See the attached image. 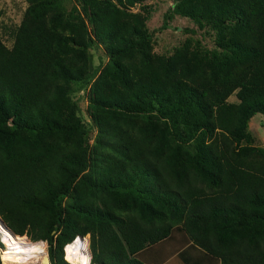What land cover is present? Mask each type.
<instances>
[{
	"label": "trees",
	"instance_id": "obj_1",
	"mask_svg": "<svg viewBox=\"0 0 264 264\" xmlns=\"http://www.w3.org/2000/svg\"><path fill=\"white\" fill-rule=\"evenodd\" d=\"M26 1L12 46L0 38L4 223L46 241L51 264H68L56 241L86 233L89 264H163L156 247L175 230L189 244L170 264H264V149L242 145L264 115V0H176L159 29L189 17L216 48L167 58L151 53L147 16L128 11L143 0H76L68 13ZM94 39L108 60L88 90L90 145L69 90Z\"/></svg>",
	"mask_w": 264,
	"mask_h": 264
},
{
	"label": "rangeland",
	"instance_id": "obj_2",
	"mask_svg": "<svg viewBox=\"0 0 264 264\" xmlns=\"http://www.w3.org/2000/svg\"><path fill=\"white\" fill-rule=\"evenodd\" d=\"M176 0H143L135 3L133 6L128 7V11L139 12L147 16L145 26L148 31H153L154 34L151 39V53L156 56L167 58L171 56L177 48L192 50H211L216 48L215 33L208 27L199 28L198 25L189 17H185L178 14H172L167 19L166 26L159 29L164 21L165 14H168L174 7ZM29 4L26 0H0V38L7 47L12 46L13 38L17 26L19 25L25 10ZM63 6L66 13L72 11L74 7L78 11L79 5L76 0H63ZM122 8V7H121ZM74 12V11H73ZM90 25L88 29L90 30ZM88 70L86 74V80L83 82H74L70 85L69 96L72 102L76 103L77 115L88 129L90 133L89 144H93L95 135H97V127L93 123L90 115L87 112V95L90 84L100 73V70L107 63L108 57L104 46L94 39L91 47L88 49ZM229 102H236V96L230 95L227 99ZM242 145L251 146L257 149H264V115H253L245 128V137L242 141ZM96 152L100 153L105 150L96 149ZM96 169L98 173L103 171L104 167L97 165ZM2 232V231H1ZM26 236V235H24ZM27 237V236H26ZM83 245L78 254L79 264H89L91 258V252L89 249V233L85 234ZM29 240V238L27 237ZM30 242H33L29 240ZM46 258L42 260L41 264H51L48 257V244L46 241ZM189 241L187 237L178 230L171 233L168 239L159 243L158 252L159 258L163 261V264H170V260L175 254L187 246ZM66 244L61 247L54 243V260L59 263L61 260L68 264L70 262L65 253ZM87 251L88 257L85 256L84 251ZM9 251V247L6 243L0 245V264H4L2 256L5 252ZM171 264H178L177 262Z\"/></svg>",
	"mask_w": 264,
	"mask_h": 264
},
{
	"label": "bare ground",
	"instance_id": "obj_3",
	"mask_svg": "<svg viewBox=\"0 0 264 264\" xmlns=\"http://www.w3.org/2000/svg\"><path fill=\"white\" fill-rule=\"evenodd\" d=\"M0 218V232L2 233V243H6L9 251L2 256L4 264H41L46 258V245L44 242H30L26 236L14 235L8 226ZM85 236L78 235L72 242L65 246L67 259L73 264H79L78 254L83 245ZM84 251V250H82ZM88 257L87 251H84Z\"/></svg>",
	"mask_w": 264,
	"mask_h": 264
},
{
	"label": "water",
	"instance_id": "obj_4",
	"mask_svg": "<svg viewBox=\"0 0 264 264\" xmlns=\"http://www.w3.org/2000/svg\"><path fill=\"white\" fill-rule=\"evenodd\" d=\"M1 218V217H0ZM3 222V221H2ZM4 223V222H3ZM9 228V227H8ZM9 230L12 232V234H14V235H16L10 228H9ZM0 243L2 244V239H1V237H0ZM3 245V244H2ZM91 256V255H90Z\"/></svg>",
	"mask_w": 264,
	"mask_h": 264
},
{
	"label": "crops",
	"instance_id": "obj_5",
	"mask_svg": "<svg viewBox=\"0 0 264 264\" xmlns=\"http://www.w3.org/2000/svg\"><path fill=\"white\" fill-rule=\"evenodd\" d=\"M188 244H189V243H188ZM188 244H187V245H188Z\"/></svg>",
	"mask_w": 264,
	"mask_h": 264
}]
</instances>
